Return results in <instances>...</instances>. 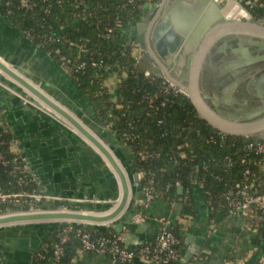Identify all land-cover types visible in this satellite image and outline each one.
Returning <instances> with one entry per match:
<instances>
[{"label": "trees", "instance_id": "trees-1", "mask_svg": "<svg viewBox=\"0 0 264 264\" xmlns=\"http://www.w3.org/2000/svg\"><path fill=\"white\" fill-rule=\"evenodd\" d=\"M31 1L32 7L25 8L20 0H0V16L61 66L70 61L84 62L70 76L92 105L99 122L131 151L136 169L143 171L139 191L151 183V201L162 198L168 203L181 202V216L185 220L171 224L178 237L176 247L181 257L187 246L188 222L195 214L193 186L203 188L212 214L225 211L228 206L223 193L240 178L242 147L251 136L219 131L198 115L186 93L166 88L163 77L147 75L137 68L132 53L134 38L123 37L122 26L141 19L143 6L156 0H77L72 9L74 0ZM238 2L252 17L264 19V0ZM78 12L81 15L75 16ZM79 46L83 47L81 51ZM112 71L122 75L115 100L105 83ZM0 132L3 139H14L11 131L1 124ZM140 149L145 150L143 156L137 153ZM0 150L10 155L7 143L1 144ZM0 187L5 192H14L30 190L38 184L34 180L17 183L8 167L0 163ZM25 199L18 196L0 201V209L26 206L29 202ZM34 203L40 204L36 200ZM136 208L144 211L146 207L136 204ZM63 225L44 237L37 249L36 264H74L81 248L78 230L88 231L94 237H117L112 226L100 230L70 224L68 238L54 259L53 243ZM154 236L147 237L144 243ZM255 240H260L258 234ZM198 256L201 253L180 264H193Z\"/></svg>", "mask_w": 264, "mask_h": 264}, {"label": "water", "instance_id": "water-1", "mask_svg": "<svg viewBox=\"0 0 264 264\" xmlns=\"http://www.w3.org/2000/svg\"><path fill=\"white\" fill-rule=\"evenodd\" d=\"M159 2L145 34L137 37V68L177 84L198 115L219 131L264 138V19H256L247 11L239 18L226 16L222 0ZM163 59L172 60L175 68H168ZM182 69L183 77L179 74ZM5 97L52 124L66 127L76 144L91 152L102 177L92 185L87 183L86 188L65 191V210L53 208L60 204L59 199H46L42 205L52 208L0 214V229L18 224L38 233L32 258L48 232L67 219L100 230L112 226L127 248L143 243V224L131 221L140 196L133 186L137 173L121 151L0 57V104ZM200 239L187 231L186 250L174 264L186 262L199 252ZM134 261L143 264L137 258Z\"/></svg>", "mask_w": 264, "mask_h": 264}, {"label": "crops", "instance_id": "crops-1", "mask_svg": "<svg viewBox=\"0 0 264 264\" xmlns=\"http://www.w3.org/2000/svg\"><path fill=\"white\" fill-rule=\"evenodd\" d=\"M159 1L145 4L141 19L124 24L123 37L137 40L139 35H144L147 24L159 6ZM0 57L68 107L96 133L108 139L121 151L132 170H136L129 148L117 140L107 126L99 122L92 105L67 71L2 16ZM162 61L168 68H175L172 60ZM183 72V69L179 71L182 77ZM120 80L121 76L112 71L105 81L114 100ZM7 98L9 97H5L4 104H0V114L11 131L19 153L35 175L40 189L45 192L52 191L51 195L54 196L67 197L64 195L65 191L86 188L87 183L92 185L97 182L99 176L102 177L100 166L91 157V152L88 153L80 144H76V140L66 132V127L52 124V121L44 119L43 115L42 117L35 111L30 112L21 107V104L11 102ZM88 145L85 144L86 147ZM111 168L114 169L112 166ZM56 184L58 186L55 187ZM193 200L195 214L188 222V231L195 237L201 236V256L193 264H220L224 256H241L253 248L256 234L244 227L242 215L220 210L212 214L201 186H193ZM45 202L42 201V204ZM144 216V220L139 223L143 224L144 228L140 234L145 238L156 234V218L160 216L168 218L171 223L185 220L181 216L180 201L168 203L162 198L153 199L145 208ZM13 226L0 229V264H29L38 233L18 224ZM201 232H204L205 236ZM257 254V252L248 254L241 264H253ZM74 264L114 263L105 253L79 251L74 257Z\"/></svg>", "mask_w": 264, "mask_h": 264}, {"label": "built area", "instance_id": "built-area-1", "mask_svg": "<svg viewBox=\"0 0 264 264\" xmlns=\"http://www.w3.org/2000/svg\"><path fill=\"white\" fill-rule=\"evenodd\" d=\"M77 0L71 2L70 9L73 8ZM20 5L25 8H30L33 5L31 0H20ZM78 12L75 16H80ZM132 53L136 57V62L140 57L139 43L136 39L131 40ZM80 51L83 49L79 46ZM69 61V59H68ZM92 64H96L92 62ZM84 66V62L75 63L70 61L69 64L63 68L70 75L75 69H79ZM118 73V72H117ZM148 75L147 71H144ZM119 74V73H118ZM124 74V73H123ZM121 77L122 75L119 74ZM166 82V88H171L175 91L184 92L177 84L169 80L167 77H163ZM185 93V92H184ZM1 126L8 128L3 118L0 119ZM8 144L10 155L7 156L0 150V163L8 167V172L13 176L17 183H27L29 180L36 181L35 175L30 171L26 165L23 157L19 153V149L16 147L14 139L9 141L5 140L1 136L0 132V145ZM244 155L241 156L240 161L243 163L241 168L240 178L231 184L223 193L227 201V211L229 214H240L244 218V227L258 234L260 240L254 242L253 248L246 251L241 256L227 255L224 256L220 264H241L245 257L249 254L257 252V256L253 264H264V138H257L251 136L243 144ZM140 156L145 154V150L140 149L137 152ZM257 156V157H256ZM255 168V169H254ZM137 173V181L133 182V186L138 189V183L143 176L142 170H135ZM38 184V183H37ZM153 185L149 183L144 186L140 193V196L136 204H140L143 207H147L152 199ZM139 190V189H138ZM23 196L28 200V205L19 207H7L6 209H0V214H6L16 211H33L41 210L52 207H45L42 205V201L46 199H59L60 204L53 208L63 209L68 208L66 200L68 197L54 196L38 187H33L30 190H20L14 192H5L0 187V201H8L13 197ZM39 201V205L34 201ZM145 218L144 211L136 208V213L132 216L131 221L139 223ZM60 224L63 225L57 232V239L53 243V258H57L62 251V243L68 238V229L70 224H73L70 219L61 220ZM157 231L153 238L147 242L141 243L139 246H133L127 248L121 243L118 237L107 236H92L88 231L78 230L81 248L79 251H92L94 253H105L109 256L111 261H120L123 264H136L134 259L137 258L143 264H174L180 258L179 251L176 247L178 243V237L171 229V222L168 218L160 216L156 218ZM59 224V225H60ZM263 226V227H261ZM255 235V236H256ZM42 244V242H41ZM40 244V245H41ZM197 252L194 255H198ZM38 252H36L37 256ZM200 257V256H198Z\"/></svg>", "mask_w": 264, "mask_h": 264}, {"label": "rangeland", "instance_id": "rangeland-1", "mask_svg": "<svg viewBox=\"0 0 264 264\" xmlns=\"http://www.w3.org/2000/svg\"><path fill=\"white\" fill-rule=\"evenodd\" d=\"M229 2L230 3L232 2V4L228 5ZM222 3H223V8H226V10L223 9L226 16H231L236 18L242 17L243 13L239 9L243 7H241L238 0H230V1L222 0Z\"/></svg>", "mask_w": 264, "mask_h": 264}, {"label": "flooded vegetation", "instance_id": "flooded-vegetation-1", "mask_svg": "<svg viewBox=\"0 0 264 264\" xmlns=\"http://www.w3.org/2000/svg\"><path fill=\"white\" fill-rule=\"evenodd\" d=\"M224 9V8H223ZM36 244V243H35ZM41 244V243H40ZM40 246V245H39ZM39 246H38V248H39ZM37 248V249H38ZM36 252H37V250L34 252V255H33V258H31L30 259V261H29V264H36L35 262H36V260H35V258H36Z\"/></svg>", "mask_w": 264, "mask_h": 264}, {"label": "bare ground", "instance_id": "bare-ground-1", "mask_svg": "<svg viewBox=\"0 0 264 264\" xmlns=\"http://www.w3.org/2000/svg\"><path fill=\"white\" fill-rule=\"evenodd\" d=\"M229 1H230V0H229ZM229 4H232V2H231V3L229 2L228 5H229ZM224 10H226V8H224ZM239 10L244 14L245 11H244L242 8H240ZM245 13H246V12H245ZM111 166H112V165H111ZM65 209H66V208H63V209H61V210H65Z\"/></svg>", "mask_w": 264, "mask_h": 264}]
</instances>
